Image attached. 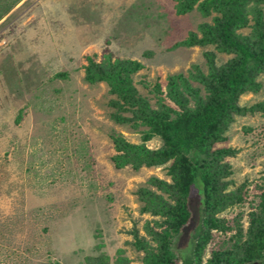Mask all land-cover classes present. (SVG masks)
<instances>
[{
    "label": "rangeland",
    "instance_id": "rangeland-1",
    "mask_svg": "<svg viewBox=\"0 0 264 264\" xmlns=\"http://www.w3.org/2000/svg\"><path fill=\"white\" fill-rule=\"evenodd\" d=\"M174 6V0H21L0 20V264H97L103 258L141 264L142 253L130 245L132 231L148 239L144 226L152 218L139 213L134 192L150 177L169 182L167 165L114 169L109 136L138 144L142 129L110 120L115 97L105 83L84 82L83 68L87 57L99 62L107 53L139 61L143 69L133 84L155 108V85L163 87L167 76L187 77L194 66L206 74V52L216 66L233 57L211 45L177 47L214 15L178 16ZM258 81L259 92L241 96L239 106L264 103V74ZM226 138L216 147L237 150L226 161L230 188L246 184L244 201L220 214L231 230L213 233L203 263L230 249L238 228L246 232L264 192V113L234 117ZM146 145L156 149L161 141L154 137ZM200 199L194 189L190 219L172 240L181 258L194 244Z\"/></svg>",
    "mask_w": 264,
    "mask_h": 264
},
{
    "label": "trees",
    "instance_id": "trees-1",
    "mask_svg": "<svg viewBox=\"0 0 264 264\" xmlns=\"http://www.w3.org/2000/svg\"><path fill=\"white\" fill-rule=\"evenodd\" d=\"M19 1L4 3L0 0V20ZM174 1L178 16L193 10L203 17L214 15L211 23L197 27L199 34L189 32L184 40L176 43L177 47L211 45L219 53L233 57L216 66L214 54L206 52V74L194 66L187 77L183 74L167 76L163 87L155 85L158 96L155 108L133 84L132 76L143 69L139 61L113 58L107 53L99 62L87 57L83 68L84 82L105 83L115 97L110 102L113 109L110 120L134 130L142 129L138 144L121 135L109 136L115 152L110 158L114 169L138 171L143 167L167 165L169 182L150 177L145 186L134 192L141 205L139 213L152 219L144 226L148 239L134 229L130 245L136 253H142L141 264H247L254 261L264 264V192L259 194L256 212L249 213L246 232L243 234L238 228L233 246L211 253L203 263L213 233L231 230L220 214L244 201L246 184L230 188L233 185L229 180L231 166L226 161L234 157L237 150L216 146L227 140L226 132L234 117L264 113L263 102L239 106L241 96L256 94L261 89L258 78L264 74V0ZM248 27L249 34L239 33ZM66 76V73L55 74V78ZM15 122L18 123L19 118ZM154 137L159 138L161 145L150 149L146 143ZM194 189L201 196L200 220L194 230L192 250L181 258L174 253L171 244L190 219L189 197ZM108 262V258H103L97 264ZM119 262L129 264L126 259Z\"/></svg>",
    "mask_w": 264,
    "mask_h": 264
},
{
    "label": "flooded vegetation",
    "instance_id": "flooded-vegetation-1",
    "mask_svg": "<svg viewBox=\"0 0 264 264\" xmlns=\"http://www.w3.org/2000/svg\"><path fill=\"white\" fill-rule=\"evenodd\" d=\"M247 264H262L260 261H254V262H250V263H247Z\"/></svg>",
    "mask_w": 264,
    "mask_h": 264
}]
</instances>
